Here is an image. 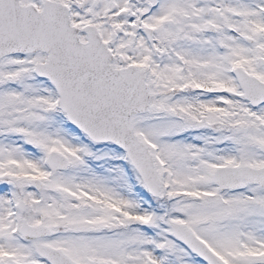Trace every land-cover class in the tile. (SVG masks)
<instances>
[{
  "label": "snow or ice",
  "instance_id": "6c2138e0",
  "mask_svg": "<svg viewBox=\"0 0 264 264\" xmlns=\"http://www.w3.org/2000/svg\"><path fill=\"white\" fill-rule=\"evenodd\" d=\"M0 264H264V0H0Z\"/></svg>",
  "mask_w": 264,
  "mask_h": 264
}]
</instances>
